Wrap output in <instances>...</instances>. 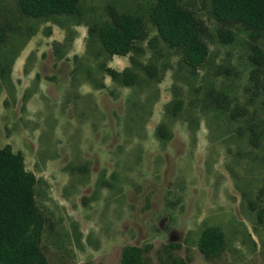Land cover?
Returning a JSON list of instances; mask_svg holds the SVG:
<instances>
[{"label":"rangeland","instance_id":"rangeland-1","mask_svg":"<svg viewBox=\"0 0 264 264\" xmlns=\"http://www.w3.org/2000/svg\"><path fill=\"white\" fill-rule=\"evenodd\" d=\"M179 1L206 27L196 69L159 37L155 0H79V14L44 18L0 0V147L35 176L47 264H121L127 245L150 264H264V106L250 38L232 24L233 41L220 42L210 0ZM111 11L145 25L125 56L106 53L95 32ZM209 226L225 241L213 259L197 247Z\"/></svg>","mask_w":264,"mask_h":264},{"label":"trees","instance_id":"trees-1","mask_svg":"<svg viewBox=\"0 0 264 264\" xmlns=\"http://www.w3.org/2000/svg\"><path fill=\"white\" fill-rule=\"evenodd\" d=\"M19 12L28 17L44 18L56 14H79V0H15ZM214 17L221 23L217 31L220 42L230 43L234 36L232 24H240L248 32L252 69L249 78L260 89L264 106V52L257 40H264V0H210ZM111 21L95 29L102 48L109 55L125 56L137 49L136 42L146 36L140 16L110 12ZM159 37L166 45L181 50L182 60L191 68L201 67L207 56L204 40L206 27L179 0H155L149 12ZM6 39L1 30L0 42ZM256 42V43H255ZM107 73L117 78L118 72ZM125 85H132L137 76L125 71L121 74ZM220 95H218L219 97ZM223 96V95H221ZM224 97V96H223ZM224 105L219 100V108ZM249 143L259 145L260 135L251 127ZM35 176L24 165L21 153L9 145L0 147V264H47L39 246L45 217L34 198ZM264 192V185L261 188ZM264 215V210H261ZM224 233L216 226L206 227L200 234L197 247L206 259H213L224 249ZM121 264H150L137 245L121 249ZM179 256H169L165 264H185ZM65 264V263H60Z\"/></svg>","mask_w":264,"mask_h":264}]
</instances>
